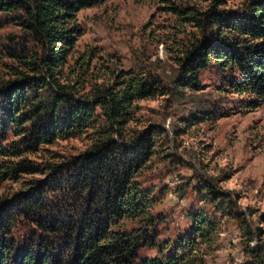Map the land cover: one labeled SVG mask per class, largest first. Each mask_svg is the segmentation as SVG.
<instances>
[{"label": "trees", "instance_id": "16d2710c", "mask_svg": "<svg viewBox=\"0 0 264 264\" xmlns=\"http://www.w3.org/2000/svg\"><path fill=\"white\" fill-rule=\"evenodd\" d=\"M104 1L0 0V13L12 16L24 33L15 40L14 53H9L26 55L29 59L22 62L44 73L39 79L21 73L0 84V181L44 174L30 182L7 210L0 204V264H204L200 246L215 232L214 219L193 211L188 215V233L175 244L154 242L148 212L154 205L153 192L136 180L152 155V134L114 137L113 127L130 102L158 91L162 83L134 75L119 90L96 88L91 98L82 100L55 80L79 33L77 12ZM212 2L205 11L189 16L201 27V35L180 59L176 90H200L199 73L213 67L223 75L229 72L232 76H222V84L233 92L251 94L249 106L258 107L264 102V0H249L240 12L220 9L222 0ZM30 44L39 48V54H30ZM96 107L106 117L104 125ZM212 113L196 111L186 120L193 124ZM94 127L101 131L89 146L65 161L43 163L25 157L58 137ZM10 132L16 139L7 141ZM214 194L215 207L230 204L227 193ZM19 216L27 232L17 248L21 251L14 255L17 244L8 236L11 221ZM123 219L139 224L123 228L119 224ZM141 246L154 247L158 253L138 259ZM247 251L255 258L250 264H264L262 249L248 246Z\"/></svg>", "mask_w": 264, "mask_h": 264}, {"label": "rangeland", "instance_id": "374dc122", "mask_svg": "<svg viewBox=\"0 0 264 264\" xmlns=\"http://www.w3.org/2000/svg\"><path fill=\"white\" fill-rule=\"evenodd\" d=\"M248 1L222 0L219 8L240 12ZM212 3L105 0L83 8L76 14L77 39L65 63L58 67L55 80L82 100L91 98L96 88L119 90L134 75L159 80L162 87L133 99L113 127L116 139L141 132L152 134V155L136 174L141 188L153 192L149 234L158 245L172 246L188 233V215L203 211L216 222L210 241L200 246L204 264H250L255 258L248 246L262 249L264 257V102L250 107L251 94L231 91L221 78L232 75L227 71L223 75L213 67L199 73L200 90L177 91L175 86L184 51L201 35V27L189 16L205 11ZM23 36L13 17L0 13V84L21 73L38 79L44 75L22 62L29 59L26 55L18 58L9 53H14L15 40ZM29 46L30 54H39L36 45ZM201 110L213 113L193 124L186 120ZM95 113L104 125L106 117L99 107ZM100 131L94 127L58 137L25 157L43 163L65 161L84 151ZM15 139L10 132L7 141ZM43 178L39 173L21 174L0 181L4 210L32 185L30 182ZM214 191L227 193L230 204L215 207ZM233 211L242 216L235 218ZM119 224L131 229L139 223L123 219ZM11 226L8 238L17 244L15 255L21 251L17 248L23 244L27 228L21 216L11 221ZM157 253L150 246H141L137 252L138 259Z\"/></svg>", "mask_w": 264, "mask_h": 264}]
</instances>
